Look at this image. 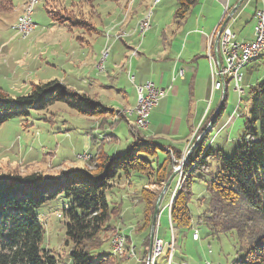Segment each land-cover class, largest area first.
Segmentation results:
<instances>
[{
    "label": "rangeland",
    "instance_id": "374dc122",
    "mask_svg": "<svg viewBox=\"0 0 264 264\" xmlns=\"http://www.w3.org/2000/svg\"><path fill=\"white\" fill-rule=\"evenodd\" d=\"M26 1L29 0L0 1V91L12 99H18L27 97L36 85L58 82L75 94H83L93 101L100 102L109 108L110 112L99 117H86L65 103L57 102L42 110L31 108L27 110V115L11 117L7 122L0 124V175L61 177L63 172L75 170H85L96 175L100 172L99 165L104 163L108 156L127 151L139 138L153 141L147 136L145 125L143 127L138 125L136 116H128L127 119L124 113L136 109L138 104V99L134 98L139 86H136L135 91L131 76L137 78L142 76L144 79L158 83L159 75L164 68L153 69V65L159 64L160 52L163 51L164 46L163 33L168 37L177 26V0H92V2L69 0L67 5L77 3L66 13H56L63 11V0H40L31 13L33 15L31 19L36 27H31L28 32H20L19 29L14 31L12 27L18 25L20 16H23L20 15L15 22L13 19L15 10L22 8ZM201 1L198 0L196 6L186 15L187 19L181 28L182 35L174 42L181 53L180 56L186 57L190 50L200 49L199 53L203 57L198 60L195 67L193 66L195 69L198 65L199 69L194 89L198 111L195 115L196 122L195 120L191 122L193 125L191 131L189 128V152L194 148L188 159L189 165H192V157L195 160L202 158L210 147L215 151L221 150L227 157H232L237 148L243 145L245 126L251 107L250 89L264 80V51L259 58L251 61L241 70L244 77L241 86L245 90V95L241 98L236 91L235 79L227 75L229 73L225 74L224 87L227 88L228 98L217 123L213 124L214 127L211 125L212 118L222 103L224 90L213 92L211 87L214 71L209 66L207 34L211 33V29L208 25L213 17L219 12L221 15L225 9L214 0H203L202 3ZM8 2L11 8H8ZM237 2L239 3L240 0ZM262 2L263 0H244L240 12L239 10L235 12L236 22L231 20L229 26L240 41L253 37L256 26L253 14L257 5H261ZM46 5L52 10V14L55 13L53 16L59 14L71 21L73 26L66 27L70 32L64 27L55 26V29L50 27L52 24L54 26V22L46 13ZM193 9L195 11L191 12ZM21 13L19 11L18 14ZM149 14L151 27L144 37L140 35V31H135L133 40H129L133 48L128 58L124 57L125 50L121 43H115L107 34H102L106 24L118 18L120 21H126V24L131 23L132 32L136 22L140 23ZM227 18H224L223 24ZM74 24H77L75 25L77 27H74ZM97 30L100 31L99 36L93 34ZM91 34L92 39L88 37ZM88 40L89 42L86 43L85 41ZM140 52L145 53L142 58L140 60L134 58ZM83 60L88 65L82 69L80 62ZM179 61L180 57L177 63ZM123 64L125 71L122 70ZM183 70L185 76L181 79L185 80L188 73ZM225 77L228 85L225 83ZM111 79L114 81L111 82ZM94 83L100 84L103 89L90 87ZM187 85L189 88L190 79ZM122 94L130 103L136 101V106L124 107ZM129 120L130 127L124 122ZM164 121L170 123L171 120ZM163 130L169 131L168 128ZM181 131L186 133L187 127L182 128ZM163 151H158L160 161H163L167 152L171 154V158L176 155L178 157L176 152L169 149ZM206 164L192 177L189 175L187 180L186 171L183 173L184 167L180 168L179 163L178 167L174 168V171L178 169L179 173L166 191L165 186L168 182L164 186L156 185L158 180L156 164L155 169L150 173L122 172L121 177L111 183L108 191V200L113 208L111 227L99 237L97 243L102 246H97V250L110 251V248L112 250L116 238L123 236L124 252L122 255L113 256L117 261L133 257L134 247L124 230L129 226L146 224L145 220L150 222L148 227L152 228L154 206L163 194L160 208L167 211L159 212L155 236L159 231L161 239L166 242H161L166 247V251L158 258L157 264H172V259L169 258L172 231L168 219L170 216L172 224L171 207L174 198L182 185L189 183V192L192 194L189 200L192 222L190 229H176L181 230L185 235L182 245L184 250H179L178 256L183 252L188 262L190 259L194 264H204L206 259L214 264H234L240 258L237 234L233 232L217 234L218 232L210 231L206 225L208 205L213 196L212 187L216 185L212 180L221 167V161L217 157L206 156ZM153 192L156 193L155 204L150 201L151 197L149 198ZM68 208L69 200L65 194H60L37 210L45 230L42 247L56 256L58 264H71L70 252L74 248V244L67 237L66 225L69 220L64 216V210ZM196 232L199 234V239L195 240L193 235ZM192 238L195 241L201 238V242L193 243ZM149 242L147 239L148 245ZM91 249L88 247V250ZM210 250L213 255L209 253ZM92 251H96L95 248ZM117 261L116 263L111 261L109 264H118Z\"/></svg>",
    "mask_w": 264,
    "mask_h": 264
},
{
    "label": "trees",
    "instance_id": "16d2710c",
    "mask_svg": "<svg viewBox=\"0 0 264 264\" xmlns=\"http://www.w3.org/2000/svg\"><path fill=\"white\" fill-rule=\"evenodd\" d=\"M68 2L69 0H63V11L56 13H66L77 3L67 5ZM177 3L176 17L182 20L196 6L198 0H177ZM7 4L11 8L10 2ZM45 8L55 23L67 28L73 26L65 16H53L55 13L52 14L47 5ZM225 83L228 84L227 77ZM249 96L251 107L243 136L244 143L237 148L234 155L227 157L221 150L215 151L210 147L198 160L191 156L192 165H189L188 160L183 169L189 180V175L192 177L207 165L206 156H214L221 161V167L212 180L216 185L212 187L213 196L208 205L206 225L210 231L218 232L217 234H237L240 258L234 264H264V80L250 89ZM227 98L226 88L225 100L214 125L222 115ZM57 102L65 103L86 117H99L110 112L100 102L83 94H75L58 82H50L34 86L27 97L18 99H12L0 91V124L13 116L27 115V110L31 108L42 110ZM158 151L163 149L155 142L139 138L127 151L108 156L99 165L100 172L96 175L85 170L63 172V179L60 176L0 175V264H58L56 256L42 247L45 230L37 210L60 194H65L69 200V208L64 210V216L69 220L66 225L67 237L74 244L70 252L71 264L116 263L111 251L97 250V246H102L97 243L99 237L111 227L113 208L108 200L110 185L121 177L122 172L150 173L156 164V185L164 186L173 175L174 168L178 167L181 156L171 158V154L167 152V157L164 156L163 161H160ZM188 184L182 185L171 207L174 229L191 228L189 200L192 194ZM155 196V192L149 196L154 204L157 201ZM147 205L149 206L148 203ZM145 223L149 232L150 222L145 220ZM149 238L148 233V242ZM88 247L92 249L88 250ZM93 248L96 251H92ZM117 263L119 264V260Z\"/></svg>",
    "mask_w": 264,
    "mask_h": 264
},
{
    "label": "crops",
    "instance_id": "0c3cea01",
    "mask_svg": "<svg viewBox=\"0 0 264 264\" xmlns=\"http://www.w3.org/2000/svg\"><path fill=\"white\" fill-rule=\"evenodd\" d=\"M202 1H201V3H202ZM237 1L238 0H214V2L216 4H219L221 7H223L225 9V11L221 15H220L221 12H219L218 13L219 17H217L218 16V14H217L215 17H213L209 21L210 23L208 25V28L211 29V33L209 35L207 34L208 47H209V59H210L209 60V66H210L211 70H212L211 61H213L214 66L217 69H219V65H220L219 63L222 62L221 61L222 55H221L220 48L218 46L219 32H220V29L222 27V24H223L225 17L230 18V20L228 21V26H229V23L231 20H234V22H236L235 21L237 19V16L235 15L236 13L232 14V12L238 4ZM27 2L28 1H26L23 4V6H22L23 9L19 7L15 10V13H14L15 17H13L15 22L17 21L18 17L20 15H22L23 10H24V6ZM201 3H200V5H201ZM262 8H264V0H263L261 5H257V7L255 8V11L253 14V19H254L255 23H256V20L254 17L255 13L257 10L262 9ZM239 9H241V6L237 10H239ZM19 11H21L22 13L18 14ZM194 11H195V9H193L191 12H194ZM239 12H240V10H239ZM186 19H187V17H185V19L182 21L178 19L177 26H176L175 30H173L171 33H169L168 37L166 34L163 33L164 46H163V51L160 52L159 64L153 65V69H155L156 67H159L158 69H160V67L162 69L164 68L159 75L158 83H155L151 79H144L142 76L139 78H137L135 76V91H136V86L144 85L147 82H152L159 87L166 88V89L170 90L168 93V96L160 102V104L157 108H155L153 110V112L150 116L149 127L147 129V136L150 139H152L153 142H155L157 145H159L160 148H162L163 150L169 149L172 152H176V154L180 155L181 158L186 157L187 154L189 153V143H190V141H189V128L191 131V128H193L192 127L193 125H191V122L193 120H195V122H196L195 115L197 114L196 112L198 111V105H197L198 102L195 100L196 96H194V93H195L194 89L196 88V81H197L196 78L198 76L199 69L197 68L198 65L196 66L195 69H194V67H195L196 63L198 64V60L200 58H203L202 55L199 53L200 49L190 50L188 52V54L186 55V57H184V55L180 56L181 55L180 51H178L177 47L174 45V42H176V40H178V38L182 35L181 28H182V25L185 23ZM52 22H54V21H52ZM138 23H139V21L136 22V25H135L133 31L131 32L130 31L131 30V23L126 24V21H124V20L120 21L119 18L118 19H112L111 22H108L106 24V26L104 28V32L102 34H104V35L107 34L109 36V38H112L115 41V43H117V42L121 43L122 48L125 50L124 57L128 58L129 57L128 54L131 53L132 48H133V46L131 45L129 40H131V39L133 40V36L135 34V31H137V28H138ZM151 23H152V21H151ZM55 26L64 27L68 32H70L66 28V26H64V25L57 24L55 22H54V26H53V24L50 25V27L53 29H55L54 28ZM256 27H257V23H256V26H255L254 31H253V37L251 39L240 41L238 39V36H237V40L239 42H251V41H253L255 39ZM99 32L100 31L97 30V32H94L93 34L99 36L98 35ZM119 35L120 36L123 35V37L118 39L117 37ZM88 37L90 39H92L93 35L91 34ZM211 40H212V42H211ZM85 42L88 43L89 40L85 41ZM143 51H144V49H143ZM144 54L145 53L140 52V54L134 58L140 60V58H142V56ZM178 57H180V61L177 63ZM183 58H186V60H184ZM95 60H96V57H95ZM87 65L88 64L85 60L80 62V66L82 69L87 67ZM124 68H125V65L123 64L122 70L125 71ZM181 69L186 70V74L188 73V77L186 76L185 80L177 79L175 82H173V76H174L175 72L178 70H181ZM129 75H131V74H129ZM189 79H190V85L188 88L187 81ZM113 81L114 80L111 79V82H113ZM243 82H244V77H243ZM93 86L96 88H99L100 84L94 83V84L90 85V87H93ZM100 88L103 89L102 86ZM135 93H136V95H135L134 99L137 100V91ZM122 95H123V102H125V104H123L124 107L128 108V107L136 106V104H137L136 101H135V103L134 102L130 103L129 99L127 97H125L124 94H122ZM199 113H200V110H199ZM168 119L171 120L170 123L168 121H164V120H168ZM124 122L127 124L128 127H130L129 126L130 120L128 122L127 121H124ZM184 127L185 128L187 127L186 133H182V131H181V129ZM163 128H165V129L168 128L169 131H164ZM181 134H184V135H181ZM113 155H115V154H113ZM160 210H161V213L163 211L164 212L167 211L166 209L162 210L161 208H160ZM168 222H169L170 229H171L172 224L170 223V216H169ZM146 228H145V224H142L141 226L136 225L135 227L129 226L126 228V230H124L128 239L131 240L132 246L134 247V251H132L134 256L133 257L131 256L128 259H123L122 261H119L120 264H145V260L148 257L149 252H150V242H149V245L146 243L147 242L146 235L149 233V236H150V233H151V228L149 229V232H148V229H146ZM158 230H159V224H158ZM157 235L161 239L159 231H158ZM172 237L175 238V246H174L173 251H172V257H170L171 251L169 248V258L172 259V261H171L172 264H194L190 259L188 262L187 256L185 254H183V252L180 256H178V251L184 250V248H182L183 242L185 241V239H183V237L185 238L184 233H182L181 230L178 231V230L173 228ZM162 241L164 243H166L163 239H162ZM192 241H193V243L197 244V243L201 242V238H200V240H197V241H195L192 238ZM128 244H130V243L128 242ZM178 244H180L179 247H178ZM162 245H163V243H162ZM163 247H164V245H163ZM209 247H210V243L208 245V248ZM110 251H111V248H110ZM165 251H166V247H164V250H163L164 254H165ZM207 255H208V252H207ZM208 256H210V255H208ZM207 260H209V259H206L205 262ZM205 262H204V264H205Z\"/></svg>",
    "mask_w": 264,
    "mask_h": 264
},
{
    "label": "built area",
    "instance_id": "2783aa9c",
    "mask_svg": "<svg viewBox=\"0 0 264 264\" xmlns=\"http://www.w3.org/2000/svg\"><path fill=\"white\" fill-rule=\"evenodd\" d=\"M38 5V0H35V6ZM35 6L27 7V12H34ZM255 19L257 23L256 31H255V39L251 42H239L237 40V35L235 32L232 31L230 26H226L222 31L219 40L218 46L221 51L222 61L221 70L217 69L214 66L213 61H211L212 69L214 71V78L212 81V91H221L226 90L224 87V76L229 72H236V80L235 86L236 91L239 94V97L245 95V90L241 86L243 81V75L241 73L242 65H245V60L250 55H259L261 47L264 46V12L263 8L259 9L255 13ZM33 23V20H26V16L22 19V26L20 29L22 32H25L29 29ZM147 33V20L143 24V30L141 32L142 37H144ZM122 36H118L119 39ZM107 55L105 54V57ZM212 59V58H211ZM104 63V62H103ZM104 68V67H103ZM185 76L184 70H178L175 72L173 76V82L177 79H181ZM135 84V77L134 80L131 81ZM224 88V89H223ZM169 89L162 88L157 86L152 82H147L144 85L139 86V94L137 95L138 99V107L137 110H131L128 113H124L128 119V116H136L138 122H143L145 127L148 129L150 116L155 108H157L160 102L168 96ZM134 128V126H133ZM186 157L182 158L181 163L185 160ZM173 230V226H171V231ZM193 238L199 239V234L196 232L193 235ZM162 239L158 237L156 234L151 254L146 258L145 264H155V262L159 258L160 248H161ZM125 246V239L124 237L116 238L115 246H112L111 252L114 255H120V251H122V247ZM175 246V238L172 237V241L170 243V257H172V251ZM210 254L213 252L210 250ZM205 264H214L209 261H206Z\"/></svg>",
    "mask_w": 264,
    "mask_h": 264
},
{
    "label": "bare ground",
    "instance_id": "6f19581e",
    "mask_svg": "<svg viewBox=\"0 0 264 264\" xmlns=\"http://www.w3.org/2000/svg\"><path fill=\"white\" fill-rule=\"evenodd\" d=\"M38 1H40V0H38ZM28 4H27V7H29V6H35V0H29L28 2H27ZM40 3V2H39ZM38 3V4H39ZM27 7H26V9H25V11L22 13V15L23 16H20V18H19V21H20V23L18 24V25H14L12 28H13V30L14 31H17L18 29L20 30V32L22 31L21 29H20V27L22 26V19L26 16V20H33V19H31V16H33V15H31V13H33V12H27ZM18 20V19H17ZM147 20V32L149 31V29H150V27H151V15L149 14L148 16H146L145 18H143L141 21H140V23L138 24V27H140V29H138L137 31H140V35L142 36V34H141V32H142V30H143V24H144V22ZM17 22V21H16ZM31 27H36V25L34 24V23H31V26L29 27V29L26 31V32H28L30 29H31ZM35 30V29H34ZM24 34V33H23ZM20 35H22V34H20ZM23 36V35H22ZM264 51V46H262L261 47V50H260V53H259V55H250L249 57H247L246 58V60H245V65H247L248 63H250L251 61H254V60H256L257 58H259L260 56H261V54H262V52ZM245 65H242V68L245 66ZM227 75H229V76H231L232 77V79H235L236 80V72H234V74H233V72H229V74H227ZM131 79L132 80H134V76H131ZM137 91H139V90H137ZM137 107H138V104H137ZM137 107H136V109H134V110H137ZM129 111V110H128ZM137 123H138V125L139 126H144V123L143 122H138V119H137ZM138 125H136V126H138ZM145 128V127H144ZM116 242V241H115ZM115 242H114V244H113V246H115ZM125 247V246H124ZM124 247H122V251H120V255H122L123 254V252H124ZM163 250H164V247L162 246V244H161V248H160V254H159V257L163 254ZM112 254L114 255V253L112 252ZM155 264H157V261L155 262Z\"/></svg>",
    "mask_w": 264,
    "mask_h": 264
},
{
    "label": "water",
    "instance_id": "95a60500",
    "mask_svg": "<svg viewBox=\"0 0 264 264\" xmlns=\"http://www.w3.org/2000/svg\"><path fill=\"white\" fill-rule=\"evenodd\" d=\"M244 2V0H240V2L238 3V5L234 8L232 14L235 13V11L242 5V3ZM230 20V18H227L224 22V24L222 25L221 29H220V32H219V37L222 33V31L224 30V28L227 26L228 24V21ZM219 69L221 70V63H219ZM224 100H225V90H224V95H223V100H222V103L220 104L218 110L216 111V113L214 114L213 118H212V121H211V125H213L217 115H218V111L220 110V107L223 105L224 103ZM212 130V128H211ZM194 149V148H193ZM192 149V150H193ZM192 150L187 154L185 160L181 163V167H184V165L187 163L189 157H190V154L192 152ZM179 173L178 169H175L174 171V174L171 176V178L169 179L168 183L166 184L165 186V191L169 188V185L171 184V182L174 180L176 174ZM65 178V176H61L60 179H63ZM162 200H163V194L160 195L157 203H156V206H155V212H154V216H153V220H152V228H151V233H150V254H151V251H152V246H153V242H154V237H155V226H156V222H157V218H158V215H159V212H160V207H161V204H162Z\"/></svg>",
    "mask_w": 264,
    "mask_h": 264
}]
</instances>
